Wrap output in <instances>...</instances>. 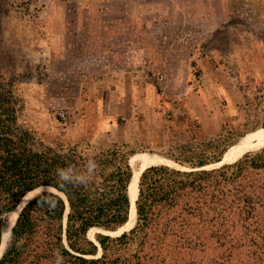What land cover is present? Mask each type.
<instances>
[{"label":"rangeland","instance_id":"obj_1","mask_svg":"<svg viewBox=\"0 0 264 264\" xmlns=\"http://www.w3.org/2000/svg\"><path fill=\"white\" fill-rule=\"evenodd\" d=\"M176 1L167 9L165 0H0V82L13 93L17 123L34 137L27 147L50 157L75 148L83 158L70 166L83 172L94 160L90 180L100 184L141 152L162 156L158 165L217 169L229 147L264 130V0ZM124 46L133 52L112 64ZM210 191L220 211L251 196L243 229L233 228L245 242L233 246L234 209L211 212L206 221L195 217L190 240H178L163 264H264V170L214 181ZM138 235L113 258L126 264L140 251Z\"/></svg>","mask_w":264,"mask_h":264},{"label":"trees","instance_id":"obj_2","mask_svg":"<svg viewBox=\"0 0 264 264\" xmlns=\"http://www.w3.org/2000/svg\"><path fill=\"white\" fill-rule=\"evenodd\" d=\"M8 89L0 82V244L7 216L21 204L27 192L42 186L56 191L38 194L23 205L0 264H55L57 250L65 264H121V258H113L112 253L122 245H129L130 238L135 241L138 233H141L140 251L124 258V262L134 264L132 261L138 259L141 263L150 254L148 264H163L166 256L176 254L177 250L172 246H176L178 240L183 237L190 240L194 229L189 227L195 217L206 221L211 212L217 216L234 209L232 215L237 216L231 219L230 230L243 229L240 216L247 206H251V196L244 199L245 208L224 205L226 207L220 211L211 207L208 191L214 181L234 180L245 174L253 175L255 170H264V150L217 169L184 170L168 164L147 168L138 184L135 225L119 236L99 233L96 243L88 236L91 228L115 230L129 219L128 186L132 176L129 162L124 172L111 171L103 175L100 184L89 180L86 185H62L57 169L69 167L71 162L83 158L82 155L77 156L75 148H70L68 153L62 150L59 152L65 153H54L50 157L49 153L27 147L34 137L17 123L16 110L12 106L15 98ZM107 156L109 159H103L106 167L117 155L111 152ZM170 222L181 228L177 229L179 237L168 226ZM148 232L150 234L146 236ZM236 232L237 237L232 238L235 249L241 246L240 242H245L244 236ZM99 249L102 254L95 257ZM144 249L148 252L141 255ZM190 249L194 250V247ZM157 257H161V261H153Z\"/></svg>","mask_w":264,"mask_h":264},{"label":"bare ground","instance_id":"obj_3","mask_svg":"<svg viewBox=\"0 0 264 264\" xmlns=\"http://www.w3.org/2000/svg\"><path fill=\"white\" fill-rule=\"evenodd\" d=\"M261 148H264V130H256L253 132H250L248 134H245L238 142L233 144L231 147L228 148V150L224 153L223 158L219 162V164H230L234 163L237 160H239L242 156L245 154L260 150ZM164 161L163 157L160 155H155L151 153H136L130 157V163L132 165V171H133V179L130 184V193L132 196V205H131V212L129 215L128 221L122 225L120 228H118L117 231H108V230H102L97 227H93L88 231V236L91 239H95L96 232H102L106 234H112V235H118L121 234L124 231L130 230L136 223L137 220V210H136V201L138 198V184L140 177L144 170L151 166L158 165ZM40 190H50L54 191L55 189L47 186L38 187L31 192H29L26 197L24 198L23 202L20 206H18L12 213L9 218V221L7 222V225L4 229L3 234V240L2 244L6 245L7 239L10 235L11 229L13 225L16 222V219L24 205V202L28 200L29 197L34 195L35 193H38ZM56 191V190H55ZM96 243H98L96 241Z\"/></svg>","mask_w":264,"mask_h":264},{"label":"clouds","instance_id":"obj_4","mask_svg":"<svg viewBox=\"0 0 264 264\" xmlns=\"http://www.w3.org/2000/svg\"><path fill=\"white\" fill-rule=\"evenodd\" d=\"M96 168V162L94 160H89L85 171L78 172L72 166H69L66 168L57 169V176L62 185H86L94 174ZM43 202L44 201H42V203ZM6 250V246L4 244H0V259L3 258ZM55 264H65L64 257L61 255L59 250H57L55 253Z\"/></svg>","mask_w":264,"mask_h":264},{"label":"crops","instance_id":"obj_5","mask_svg":"<svg viewBox=\"0 0 264 264\" xmlns=\"http://www.w3.org/2000/svg\"><path fill=\"white\" fill-rule=\"evenodd\" d=\"M156 1H159V2L161 3L162 0H156ZM188 4H189L188 2L184 1L183 4H182L183 9H184V8L186 9L187 7H189ZM163 5H164L167 9L172 8V7H174V8L176 7V8H177V6H178V2H177L176 0H165V3H163ZM177 10H178V9H177ZM186 13H187V18H189V16L191 17V15L188 13L187 10H186ZM124 40H126V38H125ZM107 48H108V49L110 48L111 50H115V48H114L113 46H111V45H110V47L107 46ZM117 50H118V52L115 53L116 55L112 53V56L114 57L112 64L120 66V65L124 64V60H125L124 58H125L126 54L131 53V52H133V51H132L130 48H125V46H124V49H122V50L117 49ZM147 57H148V56H146V58H147ZM135 58H136V57H135ZM136 59H137V58H136ZM103 63H104V62H103ZM117 81H118V80H117ZM119 82H121V81H119ZM121 84H122V82H121ZM121 84H119L118 86L120 87ZM125 101H126V98L121 99V101H120V106L124 105V104H125ZM129 161H130V158H129ZM129 164H130V163H129ZM130 166H131V164H130ZM132 175H133V174H132ZM131 177H132V176H131Z\"/></svg>","mask_w":264,"mask_h":264},{"label":"water","instance_id":"obj_6","mask_svg":"<svg viewBox=\"0 0 264 264\" xmlns=\"http://www.w3.org/2000/svg\"><path fill=\"white\" fill-rule=\"evenodd\" d=\"M131 164V163H130ZM131 167H132V165H131ZM133 176H134V174L132 175V177H131V180H130V183H129V186H128V194H129V199H130V202L132 203V196H131V193H130V184H131V181H132V179H133ZM55 192V191H54ZM132 205V204H131ZM130 212H131V209H130Z\"/></svg>","mask_w":264,"mask_h":264},{"label":"built area","instance_id":"obj_7","mask_svg":"<svg viewBox=\"0 0 264 264\" xmlns=\"http://www.w3.org/2000/svg\"><path fill=\"white\" fill-rule=\"evenodd\" d=\"M61 115H64V113H61Z\"/></svg>","mask_w":264,"mask_h":264}]
</instances>
